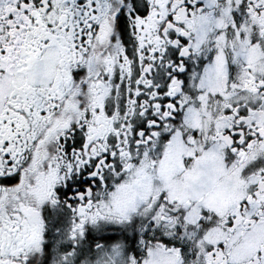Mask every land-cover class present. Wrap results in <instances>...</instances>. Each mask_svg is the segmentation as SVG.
Returning <instances> with one entry per match:
<instances>
[{
    "label": "snow or ice",
    "instance_id": "6c2138e0",
    "mask_svg": "<svg viewBox=\"0 0 264 264\" xmlns=\"http://www.w3.org/2000/svg\"><path fill=\"white\" fill-rule=\"evenodd\" d=\"M0 264H264V0H0Z\"/></svg>",
    "mask_w": 264,
    "mask_h": 264
}]
</instances>
